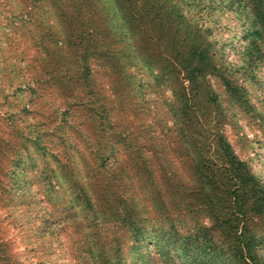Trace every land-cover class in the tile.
<instances>
[{
  "label": "rangeland",
  "instance_id": "1",
  "mask_svg": "<svg viewBox=\"0 0 264 264\" xmlns=\"http://www.w3.org/2000/svg\"><path fill=\"white\" fill-rule=\"evenodd\" d=\"M224 146L264 188V0H0V264H186L152 238L205 228L264 263Z\"/></svg>",
  "mask_w": 264,
  "mask_h": 264
},
{
  "label": "trees",
  "instance_id": "2",
  "mask_svg": "<svg viewBox=\"0 0 264 264\" xmlns=\"http://www.w3.org/2000/svg\"><path fill=\"white\" fill-rule=\"evenodd\" d=\"M187 54V58L183 59V61H186V65H184L185 71L187 73L188 79L196 83L199 73L209 69L208 58L204 50H197L195 47L192 48V50H190ZM192 61H196L197 65L189 64ZM222 149L223 154L221 155H223V157L227 160V164L220 167L229 172V179L233 180L235 183L234 189L230 193L233 197L232 203H234V206L230 207L233 209L232 214L235 216L236 214H240L242 216L241 220H248L251 217V215L248 216L249 211H253V214L256 216L264 215L262 212L264 207V188L258 183H255L253 176L245 169L242 162L235 160V155L227 146L222 147ZM199 165V163L196 164V166ZM228 165L229 167H227ZM211 171L212 170H210V172ZM227 172H225V177ZM6 186L7 185L4 184V182H0V187L3 189V193L1 194L3 195H7L8 193L4 189ZM6 195L3 197H6ZM224 208L225 211L223 215L213 214V217L217 220V223L219 224L218 227L222 225V222H228L230 225H227L226 227L228 229L234 228L235 226L232 222L233 218L230 216L224 218V215H229L228 213L230 212V209H228L227 205ZM208 230L209 228H205V232L200 234V236L195 234L193 236H187L180 239L177 238V234L174 229H169L164 232L165 234H163V237H156L155 239L152 238V240L156 242L155 244L158 247L166 250L167 255H169L171 251H174L176 254H178V256H181L178 250L181 249L184 251L185 256H188L186 264H195L198 261V257H200L199 262L203 261L204 263H208L209 261L211 263H217L218 256H229L225 257L224 259L227 264H264L260 259H258V256H245L241 253L242 256L235 258L236 250L228 252V250L232 249V244L229 243L230 239L216 241L214 238L212 239V236L207 233ZM228 232L231 233V230H228ZM228 232H225L226 236L232 237L233 234H227ZM257 244L258 242L255 243L249 241L247 248L250 247V250L252 251ZM3 253H0L2 254L1 256H4ZM221 259H223V257Z\"/></svg>",
  "mask_w": 264,
  "mask_h": 264
}]
</instances>
